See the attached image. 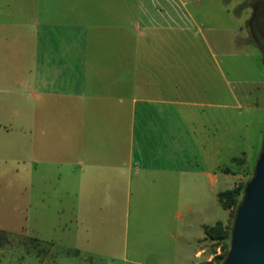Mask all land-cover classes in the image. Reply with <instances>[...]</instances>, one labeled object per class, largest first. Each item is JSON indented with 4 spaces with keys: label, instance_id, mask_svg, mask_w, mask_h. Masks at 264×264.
Listing matches in <instances>:
<instances>
[{
    "label": "crops",
    "instance_id": "0c3cea01",
    "mask_svg": "<svg viewBox=\"0 0 264 264\" xmlns=\"http://www.w3.org/2000/svg\"><path fill=\"white\" fill-rule=\"evenodd\" d=\"M0 17L1 78L12 72L45 108L64 109L65 190L76 196V220L96 224L105 208L109 225L118 210L128 222L131 196L148 224L179 220L181 206L191 212L181 196L206 192L214 158L231 146L214 126L228 123L223 109L242 115V107L223 72L214 75L207 44L194 52L182 43L196 33L182 1L0 0ZM217 35L211 46L224 43ZM231 36L244 42L241 24ZM197 226L189 264L205 253V224Z\"/></svg>",
    "mask_w": 264,
    "mask_h": 264
},
{
    "label": "rangeland",
    "instance_id": "374dc122",
    "mask_svg": "<svg viewBox=\"0 0 264 264\" xmlns=\"http://www.w3.org/2000/svg\"><path fill=\"white\" fill-rule=\"evenodd\" d=\"M181 1L196 18L194 37H182V43L197 45L194 52L207 44L214 75L223 72L227 81L223 86L230 94L237 93L242 107L240 116L230 103L227 111L223 109L228 119L227 124L223 121L224 130L220 124L214 126L217 134L226 129L231 146L214 158L211 187L207 185L202 195H182L181 202L188 200L192 211L181 206L182 217L171 218L166 225L142 220L134 209V196L129 198L128 222L121 217L126 211L118 210L109 225L110 212L104 208L96 212L101 216L96 224L79 223L72 209L76 196L65 190L64 109L45 108L44 96H32L10 72L4 79L0 76V264H189L194 239L202 232L199 221L230 226L233 208L223 209L217 193L249 178L264 127V47L248 26L256 0ZM238 24L246 36L241 45L231 36ZM211 34L225 37L224 43L211 46ZM200 245L205 253L196 264L204 263L212 252L225 254L223 240L204 239ZM75 248H80L79 254L73 253Z\"/></svg>",
    "mask_w": 264,
    "mask_h": 264
},
{
    "label": "water",
    "instance_id": "95a60500",
    "mask_svg": "<svg viewBox=\"0 0 264 264\" xmlns=\"http://www.w3.org/2000/svg\"><path fill=\"white\" fill-rule=\"evenodd\" d=\"M219 264H264V127L251 174L234 209L229 246Z\"/></svg>",
    "mask_w": 264,
    "mask_h": 264
},
{
    "label": "trees",
    "instance_id": "16d2710c",
    "mask_svg": "<svg viewBox=\"0 0 264 264\" xmlns=\"http://www.w3.org/2000/svg\"><path fill=\"white\" fill-rule=\"evenodd\" d=\"M245 182L232 189H226L217 193V200L223 209H227L229 207L233 208L234 213L235 206L241 198ZM229 229L230 226L226 227L221 221H216L212 226H204L205 238L210 239L215 243L223 240V248L225 249L224 253H226L229 246ZM212 254L213 257L211 260L205 261L201 264H219L223 257L217 256L215 252H212Z\"/></svg>",
    "mask_w": 264,
    "mask_h": 264
},
{
    "label": "flooded vegetation",
    "instance_id": "af4514ba",
    "mask_svg": "<svg viewBox=\"0 0 264 264\" xmlns=\"http://www.w3.org/2000/svg\"><path fill=\"white\" fill-rule=\"evenodd\" d=\"M264 1L256 0L253 4V10L251 14V18L248 22L249 33L254 36L259 44H262L264 47ZM263 40L261 43L260 40ZM264 54V49L262 50Z\"/></svg>",
    "mask_w": 264,
    "mask_h": 264
}]
</instances>
